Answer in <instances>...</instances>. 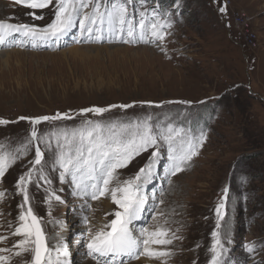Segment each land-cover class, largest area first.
I'll use <instances>...</instances> for the list:
<instances>
[{"label":"rangeland","instance_id":"obj_1","mask_svg":"<svg viewBox=\"0 0 264 264\" xmlns=\"http://www.w3.org/2000/svg\"><path fill=\"white\" fill-rule=\"evenodd\" d=\"M230 1L231 10L244 9L251 15L250 29L258 39L254 50L247 49L232 29L229 8L221 12L215 0H127L137 34L144 12L147 25L157 20L164 25L162 42L125 43L108 33L107 24L102 39L97 40L95 33L91 38L88 33L81 36L77 22L59 41H38L33 46L31 41L19 42L23 38L16 34L0 44V119L9 122L0 124V154L19 157L15 163L9 161L0 178V191L6 193L0 199V235L9 237L0 242V248H11L19 239L10 235L23 201L16 181L31 167L39 144L51 185L39 181V187L30 184L28 191L50 255L62 256L67 264L98 263L87 255V241L120 209L110 193L99 200L72 194L71 176L61 181L59 166H54L58 149L52 134L71 133L84 121L120 126L147 120L157 134L171 125L193 138L203 132L206 139L198 155L175 175L169 171L168 146L160 142L154 176L142 190L147 201L131 225L134 235L142 227L166 228L167 238L179 237L168 246L173 255L166 264H208L215 230L227 249L225 264H264V0ZM122 2L107 0L109 5ZM101 4L104 11V0ZM84 11L91 13V5ZM28 12L14 0H0V20L44 26L53 18L51 11L44 10V19L33 21ZM93 107L108 111L81 112ZM58 112L71 119L35 125L19 119ZM34 127L38 136L50 138L51 147L36 140L27 145L26 155H20ZM154 150L142 152L117 169L112 186L133 178ZM46 189L54 190L62 202L52 200L49 206ZM222 198L224 218L217 229L216 207ZM62 242L67 244V257L57 251ZM248 244L254 245L251 253ZM14 251L0 254L10 256L11 264H31V253L15 256ZM133 263L161 261L141 257L129 262Z\"/></svg>","mask_w":264,"mask_h":264},{"label":"snow or ice","instance_id":"obj_2","mask_svg":"<svg viewBox=\"0 0 264 264\" xmlns=\"http://www.w3.org/2000/svg\"><path fill=\"white\" fill-rule=\"evenodd\" d=\"M16 5H21L29 10L28 15L33 21L44 19V10H49L53 14L50 23L39 26L35 23H11L0 20V44L8 43L9 39H14L19 34L23 39L19 42H32L36 46L38 41L48 42L49 40L59 41L73 27L79 23L80 34L95 33L97 40L102 39L104 25L107 24L108 33L117 38L123 39L125 43L142 40L144 42H162L166 33L163 31L164 25L159 20L149 25L145 23V13L141 12L139 20V33L136 25L129 18L130 13L127 0L122 3L109 5L104 0V11H101V0H14ZM91 5V13L84 9ZM221 12L225 8H220ZM41 13V14H38ZM170 26V25H169ZM126 34V39L124 35ZM148 37L149 39H145ZM163 50V49H162ZM187 103V102H182ZM110 107H117L111 105ZM128 108L130 105H120ZM107 108L93 107L81 109L82 113H104ZM19 119L31 120L33 125L42 121H52L61 119H71L67 113H56L54 116L20 117ZM149 120L151 117L148 118ZM9 123L0 119V124ZM57 137V149L54 155V166L58 165L59 178L64 181L66 175H70L75 185L73 195L89 197L91 200H99L106 194H111L114 204L120 210L114 213L115 218L103 225L95 234H91L87 244V255L98 261V264H129L131 261H139L141 257L154 259L166 264L167 258L173 255L168 247L173 244L174 239H179L173 234L172 239L167 238L168 230L156 229L150 231L142 227L139 235H134L131 227L132 222L139 219L147 197L143 194L144 186L154 176V164L160 155V142L167 144L170 168L172 175L183 170L192 158L198 155L199 148L206 139V134L201 132L197 138L191 137L184 129H174L171 125L166 131L156 133L147 120L138 124H116L101 125L92 121H84L83 124L73 129L71 133L62 130L59 134L53 133ZM63 137L64 143H60ZM41 141L51 147L50 138L38 136L35 127L31 131V138L24 146L20 155L27 154V145L33 141ZM67 146V151H65ZM155 148L151 152L148 163L140 168L133 178L125 180L123 184L113 187L116 180V170L124 168L135 157L142 152ZM19 157L15 154H0V178H2L9 166V161L15 163ZM44 153L39 144L35 146V158L30 161L31 167L22 174L16 181V189L23 195V201L19 205L21 211L18 215V223L14 227L11 236L19 237L11 248H0V253L13 252L15 256L22 253H31V264H53L50 256L51 250L46 245V237L41 228L40 217H38L31 206L28 186L39 181H44L51 185V180L44 173L42 162ZM33 172L37 179L33 180ZM46 202L51 206V201L62 202L61 197L56 195L54 190L46 189ZM228 189H224L225 196ZM5 191H0V199L5 197ZM27 206V207H25ZM90 207V205H88ZM225 199L222 198L216 207L217 222L216 228L220 229V221L224 218ZM107 215V214H106ZM87 223V217L82 218ZM212 245L209 251L211 259L208 264H225L223 260L227 249L221 240V233L213 231ZM7 236L0 235V242H6ZM230 242V241H229ZM249 253L255 250L253 244L246 246ZM63 256L69 255L67 244L62 242ZM127 257V260L122 259ZM0 264H11V257L0 254ZM56 264H67V261H57Z\"/></svg>","mask_w":264,"mask_h":264},{"label":"built area","instance_id":"obj_3","mask_svg":"<svg viewBox=\"0 0 264 264\" xmlns=\"http://www.w3.org/2000/svg\"><path fill=\"white\" fill-rule=\"evenodd\" d=\"M215 5L229 8L232 29L241 36L247 49L257 48V34L250 29L251 15L244 9L231 10L230 0H215Z\"/></svg>","mask_w":264,"mask_h":264},{"label":"bare ground","instance_id":"obj_4","mask_svg":"<svg viewBox=\"0 0 264 264\" xmlns=\"http://www.w3.org/2000/svg\"><path fill=\"white\" fill-rule=\"evenodd\" d=\"M51 256V259H52V261H53V264H56V262L59 260V261H62L63 260V257L62 256H60V257H56L55 255L53 256V254H51L50 255ZM89 258H92L93 259V257H89ZM93 264H98V263H93ZM133 264H136V263H133ZM141 264V263H140Z\"/></svg>","mask_w":264,"mask_h":264},{"label":"water","instance_id":"obj_5","mask_svg":"<svg viewBox=\"0 0 264 264\" xmlns=\"http://www.w3.org/2000/svg\"><path fill=\"white\" fill-rule=\"evenodd\" d=\"M42 228V227H41ZM43 230V229H42Z\"/></svg>","mask_w":264,"mask_h":264}]
</instances>
